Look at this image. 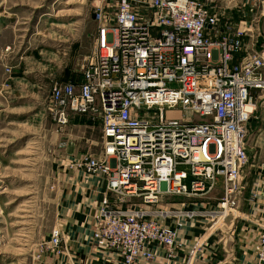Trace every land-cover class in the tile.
Here are the masks:
<instances>
[{
	"label": "built area",
	"instance_id": "2783aa9c",
	"mask_svg": "<svg viewBox=\"0 0 264 264\" xmlns=\"http://www.w3.org/2000/svg\"><path fill=\"white\" fill-rule=\"evenodd\" d=\"M250 11L220 22L209 0H98L92 62L80 82L50 90L57 126L100 125V154L70 165L101 183L92 236L124 264L152 260L155 246L173 258L186 219L216 221L237 207L251 92L264 90V0L259 17ZM218 177L217 210L166 201L204 197ZM61 242L54 227L47 249L60 253ZM251 249L264 263V229Z\"/></svg>",
	"mask_w": 264,
	"mask_h": 264
},
{
	"label": "rangeland",
	"instance_id": "374dc122",
	"mask_svg": "<svg viewBox=\"0 0 264 264\" xmlns=\"http://www.w3.org/2000/svg\"><path fill=\"white\" fill-rule=\"evenodd\" d=\"M96 1L0 0V264L41 260L49 251L50 232L57 227L64 183L69 174L80 178V170L70 163L82 154L101 152L99 124L76 117L62 128L48 111L52 86L80 82L83 69L92 62ZM261 2L209 0L220 22L247 21L250 7L259 17ZM233 7L241 9L231 14ZM251 94L255 110L247 123L246 143L254 146L249 160L257 151L256 159L264 163V90ZM217 188L222 192L221 177ZM206 196L166 201L194 210L190 201ZM216 221L219 228L222 220Z\"/></svg>",
	"mask_w": 264,
	"mask_h": 264
},
{
	"label": "crops",
	"instance_id": "0c3cea01",
	"mask_svg": "<svg viewBox=\"0 0 264 264\" xmlns=\"http://www.w3.org/2000/svg\"><path fill=\"white\" fill-rule=\"evenodd\" d=\"M240 9L233 7L230 13ZM253 146L247 143L248 156ZM256 154L257 151L253 152L242 172L243 187L237 196V207L221 219L219 228L215 226L218 221L211 222L202 216L186 219L178 230L181 246L173 258L168 259L164 248L155 246L152 260H139L136 264H264L251 249L252 242L264 229V163L256 159ZM76 174L79 179L68 175L57 202L61 252L49 250L35 264H124L120 256L108 252L92 236L96 205L103 196L101 183L82 171ZM221 195V189L215 188L205 198L190 201V208L215 209Z\"/></svg>",
	"mask_w": 264,
	"mask_h": 264
},
{
	"label": "water",
	"instance_id": "95a60500",
	"mask_svg": "<svg viewBox=\"0 0 264 264\" xmlns=\"http://www.w3.org/2000/svg\"><path fill=\"white\" fill-rule=\"evenodd\" d=\"M161 189H162V190L165 189V183H164V182L161 183Z\"/></svg>",
	"mask_w": 264,
	"mask_h": 264
},
{
	"label": "trees",
	"instance_id": "16d2710c",
	"mask_svg": "<svg viewBox=\"0 0 264 264\" xmlns=\"http://www.w3.org/2000/svg\"><path fill=\"white\" fill-rule=\"evenodd\" d=\"M83 121V120H82Z\"/></svg>",
	"mask_w": 264,
	"mask_h": 264
}]
</instances>
